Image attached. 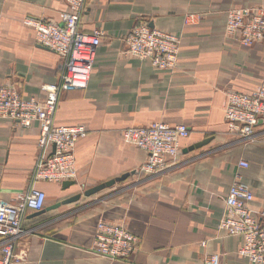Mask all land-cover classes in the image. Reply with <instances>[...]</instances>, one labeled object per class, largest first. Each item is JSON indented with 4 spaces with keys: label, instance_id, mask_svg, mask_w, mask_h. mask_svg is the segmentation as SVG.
<instances>
[{
    "label": "crops",
    "instance_id": "0c3cea01",
    "mask_svg": "<svg viewBox=\"0 0 264 264\" xmlns=\"http://www.w3.org/2000/svg\"><path fill=\"white\" fill-rule=\"evenodd\" d=\"M242 6L264 8V0H87L81 29L104 36L87 87L64 92L55 116L57 125L88 128L76 143L78 177L67 185L35 182L46 202L26 212L22 225L34 232L18 241L24 259L14 264H207L205 255L214 253L219 264H248L238 254L241 237L217 228L235 174L252 188V208L264 203V121L255 139L244 141L228 132L223 113L225 91L250 92L264 74V43L244 47L224 34L225 12ZM62 8L61 0H0V85L15 83L23 98L45 96L41 87L56 81L60 57L35 44L22 20L56 21ZM187 15L195 16L185 24ZM139 22L182 33L173 69L125 55L124 36ZM153 121L185 124L190 133L171 166L144 179L138 168L146 153L124 142L121 130ZM38 137L37 124L22 129L0 117V203L31 187ZM239 160L249 166L240 168ZM100 220L122 222L138 238L129 259L89 251Z\"/></svg>",
    "mask_w": 264,
    "mask_h": 264
},
{
    "label": "built area",
    "instance_id": "2783aa9c",
    "mask_svg": "<svg viewBox=\"0 0 264 264\" xmlns=\"http://www.w3.org/2000/svg\"><path fill=\"white\" fill-rule=\"evenodd\" d=\"M61 1L63 8L56 21L33 16L22 20L24 26L33 30L35 44L54 51L60 57L56 81L42 85L41 89L46 93L43 97L23 98L13 82L0 85V117L13 119L22 129L33 124L39 128L31 187L15 193L11 201L0 203V264H14L24 259L16 252L18 241L34 232L23 227L24 216L29 210L40 211L46 202L45 192L35 187V182L75 181L78 177L76 143L88 135L85 123L57 125L55 116L64 92L87 87L104 32L98 28L89 33L81 29L87 0ZM193 16L187 15L184 23H189ZM224 34L228 41L244 47L264 43V8L242 6L228 9ZM181 39L180 31H167L139 22L124 36V53L141 61L147 59L157 69H173L177 64ZM223 113L230 134L244 141H253L255 127L259 121H264V74L250 92L225 91ZM189 133L185 124L153 121L147 125L125 127L121 130V138L146 153L138 173L149 179L161 175L171 166L179 155L181 140ZM238 166L247 168L249 164L239 160ZM253 198L252 188L241 180L239 174H235L224 199L217 228L227 235L241 237L238 254L248 264H264V203L254 210L251 206ZM137 247L138 238L124 223L100 220L89 251L111 260H127ZM204 259L207 264H219L218 254H207Z\"/></svg>",
    "mask_w": 264,
    "mask_h": 264
},
{
    "label": "water",
    "instance_id": "95a60500",
    "mask_svg": "<svg viewBox=\"0 0 264 264\" xmlns=\"http://www.w3.org/2000/svg\"><path fill=\"white\" fill-rule=\"evenodd\" d=\"M206 142H207V140L199 143L198 145L197 144L194 145V147H199V146L203 145ZM127 177H128V174H125V175H122V176L117 177L115 179L109 180V181H107L105 183H100V184H98V185H96L94 187H91V188L86 189L85 191H83V195L91 196V195H93V194H95V193H97V192H99V191H101V190H103V189H105L107 187H110V186L114 185L115 182H119V181L125 180ZM71 183H74V181H65V182H63V185H67V184H71ZM80 196H81V194H77L74 197H72L71 199H68V200L64 201V203L72 201L74 199H78Z\"/></svg>",
    "mask_w": 264,
    "mask_h": 264
}]
</instances>
